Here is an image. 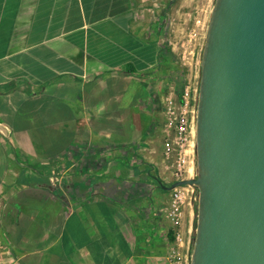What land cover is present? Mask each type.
I'll use <instances>...</instances> for the list:
<instances>
[{
    "label": "crops",
    "instance_id": "0c3cea01",
    "mask_svg": "<svg viewBox=\"0 0 264 264\" xmlns=\"http://www.w3.org/2000/svg\"><path fill=\"white\" fill-rule=\"evenodd\" d=\"M174 1L0 0V264H169Z\"/></svg>",
    "mask_w": 264,
    "mask_h": 264
},
{
    "label": "water",
    "instance_id": "95a60500",
    "mask_svg": "<svg viewBox=\"0 0 264 264\" xmlns=\"http://www.w3.org/2000/svg\"><path fill=\"white\" fill-rule=\"evenodd\" d=\"M190 264H264V0H214L200 59Z\"/></svg>",
    "mask_w": 264,
    "mask_h": 264
},
{
    "label": "built area",
    "instance_id": "2783aa9c",
    "mask_svg": "<svg viewBox=\"0 0 264 264\" xmlns=\"http://www.w3.org/2000/svg\"><path fill=\"white\" fill-rule=\"evenodd\" d=\"M197 97L196 89L185 83L178 92L170 93L163 103L168 128L163 138V152L166 157L173 158L171 172L174 181L185 179V165L194 146ZM188 195L191 199L196 198L194 186L186 184L170 189V202L165 214L175 247L169 257V264H190L191 239L190 236L185 239L182 231L183 208Z\"/></svg>",
    "mask_w": 264,
    "mask_h": 264
},
{
    "label": "rangeland",
    "instance_id": "374dc122",
    "mask_svg": "<svg viewBox=\"0 0 264 264\" xmlns=\"http://www.w3.org/2000/svg\"><path fill=\"white\" fill-rule=\"evenodd\" d=\"M213 2L214 0H176L168 7L165 18V35L167 48L172 58L170 57L168 61L164 60L163 63H165L166 69L173 70L177 75V80H170L168 91L171 93L178 92L185 83H189L192 88L196 89L198 95L200 59ZM167 131L165 119L162 129L163 137ZM190 154L195 162L194 146L191 148ZM193 173L195 175V171ZM196 190L195 188L197 196ZM195 213L196 205H194V220L190 233L191 246L195 231Z\"/></svg>",
    "mask_w": 264,
    "mask_h": 264
},
{
    "label": "trees",
    "instance_id": "16d2710c",
    "mask_svg": "<svg viewBox=\"0 0 264 264\" xmlns=\"http://www.w3.org/2000/svg\"><path fill=\"white\" fill-rule=\"evenodd\" d=\"M194 205H196V201H194Z\"/></svg>",
    "mask_w": 264,
    "mask_h": 264
}]
</instances>
